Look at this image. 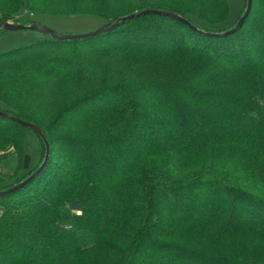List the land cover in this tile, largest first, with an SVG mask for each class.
Instances as JSON below:
<instances>
[{"label":"trees","instance_id":"1","mask_svg":"<svg viewBox=\"0 0 264 264\" xmlns=\"http://www.w3.org/2000/svg\"><path fill=\"white\" fill-rule=\"evenodd\" d=\"M46 1L0 0V24L29 25ZM59 1L47 15L155 10L194 30L145 14L0 53V112L49 149L0 194V264H261L229 246L264 243V0L225 36L211 34L243 12L224 26L226 0ZM168 61L167 75L144 73ZM25 130L0 114V161L24 151ZM205 150L223 163L191 165Z\"/></svg>","mask_w":264,"mask_h":264},{"label":"rangeland","instance_id":"2","mask_svg":"<svg viewBox=\"0 0 264 264\" xmlns=\"http://www.w3.org/2000/svg\"><path fill=\"white\" fill-rule=\"evenodd\" d=\"M226 2L228 5V17L224 26L232 24L240 14L241 9H244V0H226ZM58 4L61 5L59 0H48L44 2L39 9L34 12L32 18L33 23L46 27L55 33L67 36L90 33L106 24V21L102 17L96 15H47L53 10V8L57 7ZM87 5L90 6L89 3ZM178 5L190 11L194 8L204 7L205 1L183 0L178 2ZM196 24L200 28L206 26L198 21H196ZM43 38H45V35L30 30L8 32L0 36V53L32 44ZM171 66H173V61L147 64L144 66V73L147 75H167ZM7 153H9L8 149L5 152H0V154L5 155ZM25 154L29 155L27 163L28 169L39 166L44 152L39 140L31 130H25L24 132V151L20 154L12 152L0 161V179L2 185L11 183L14 176L20 175L19 169ZM223 158V155L218 156L213 150H205L194 156L190 163L191 165H196V163L201 162H213L215 165L220 166L224 161ZM229 248L238 252L242 251L244 253H250L255 258L259 259V261H264V243L260 241L254 239H247L241 243L235 241L231 243ZM259 261L256 260L255 262L264 264V262Z\"/></svg>","mask_w":264,"mask_h":264},{"label":"water","instance_id":"3","mask_svg":"<svg viewBox=\"0 0 264 264\" xmlns=\"http://www.w3.org/2000/svg\"><path fill=\"white\" fill-rule=\"evenodd\" d=\"M250 7H251V0H245V6L243 9V12H242L241 16L239 17V19L237 20V22L235 23V25L231 29L225 31L224 33L211 34V35H213V36H225L227 34L234 32L235 30H237L241 26V24L243 23L245 18L247 17V15L250 11ZM145 14H159V15L168 16L170 18H173V19L183 23L184 25H186L190 29L194 30L193 27L186 20H184V19H182L176 15H173L171 13L160 12V11H155V10H143V11H140L138 13H134L132 15H127V16L121 17L120 19H118L117 21H114L111 24L106 23L105 25L96 29L95 31L90 32V33H86V34H82V35H73V36L61 35V34H58V33H55L53 31L49 30L46 27H43V26L35 24V23H31L29 25L2 23V24H0V30L7 32V33L8 32H14V31H20V30H30V31L41 33V34L48 36V37L55 39V40H77V39H81V38H89V37L98 35V34L103 33V32H108V31L114 29L115 27H117L120 23H122L124 21L132 20L134 18H137V17L145 15ZM0 114L3 116L9 117L10 119L15 121L19 125L24 126V127L28 128L29 130H31L32 132H34L39 137V139L42 141V143L44 145V154H43V158H42V161L40 162L39 166L31 174H29L24 180H22L18 184H15L14 186H12L11 188H9L7 190L0 191V194H3L6 192L15 190L18 187L22 186L24 183L28 182L43 167V165L47 159L49 149H48L47 141H46L44 135L42 134V132L38 126H36L32 123L26 122L24 120H21L19 118L6 115L5 113H2V112H0ZM28 159H29V155L25 154L23 156V163H22L23 168L27 167Z\"/></svg>","mask_w":264,"mask_h":264}]
</instances>
